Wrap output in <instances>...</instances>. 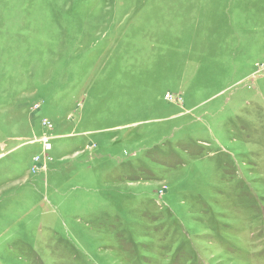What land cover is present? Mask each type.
Segmentation results:
<instances>
[{
    "label": "rangeland",
    "instance_id": "obj_1",
    "mask_svg": "<svg viewBox=\"0 0 264 264\" xmlns=\"http://www.w3.org/2000/svg\"><path fill=\"white\" fill-rule=\"evenodd\" d=\"M0 264H264V0H0Z\"/></svg>",
    "mask_w": 264,
    "mask_h": 264
},
{
    "label": "built area",
    "instance_id": "obj_2",
    "mask_svg": "<svg viewBox=\"0 0 264 264\" xmlns=\"http://www.w3.org/2000/svg\"><path fill=\"white\" fill-rule=\"evenodd\" d=\"M169 101L170 102H174V103H177V104H181V101L180 99L175 101L173 100V98L171 96H169ZM39 106L40 105H35V109L38 111L39 110ZM36 111V112H37ZM42 122H43V125H44V128L46 130L44 136L42 137V139L40 140L41 144H42V147H43V151L45 153H49L51 150H52V141H53V137L48 135V133H51L54 131V126L53 124L47 119V118H42ZM40 157L37 159V161H40ZM41 162V161H40Z\"/></svg>",
    "mask_w": 264,
    "mask_h": 264
}]
</instances>
